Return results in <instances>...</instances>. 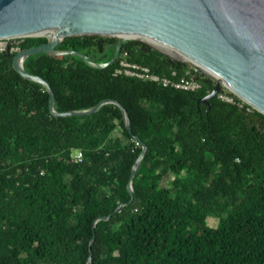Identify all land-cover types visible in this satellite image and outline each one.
Returning <instances> with one entry per match:
<instances>
[{"label":"trees","instance_id":"trees-1","mask_svg":"<svg viewBox=\"0 0 264 264\" xmlns=\"http://www.w3.org/2000/svg\"><path fill=\"white\" fill-rule=\"evenodd\" d=\"M47 43L25 38L13 47ZM117 43L85 35L57 52L105 63ZM125 52L173 81L195 75L201 89L116 76L121 59L106 69L75 55L26 59L25 70L53 88L56 112L118 101L130 132L114 104L55 117L46 88L16 72L14 53L0 54V264H264V114L226 90L233 103L219 94L204 106L213 79L140 41H126ZM137 138L148 151L132 180L135 200L115 214L132 199Z\"/></svg>","mask_w":264,"mask_h":264},{"label":"water","instance_id":"water-1","mask_svg":"<svg viewBox=\"0 0 264 264\" xmlns=\"http://www.w3.org/2000/svg\"><path fill=\"white\" fill-rule=\"evenodd\" d=\"M85 35L117 39L113 58L96 63L81 53L57 52L67 39ZM42 37L47 44L17 51L12 64L21 77L46 88L55 117L90 116L114 104L131 132L127 110L118 101H102L87 111L56 112L53 88L44 78L28 73L24 63L33 55L64 54L81 57L94 69H106L119 60L125 42L132 40L173 61L189 63L213 79L215 90L200 100L204 106L227 87L264 114V0H0V40ZM136 140L143 151L128 186L132 199L115 214L135 200L132 180L148 151L142 140Z\"/></svg>","mask_w":264,"mask_h":264},{"label":"built area","instance_id":"built-area-1","mask_svg":"<svg viewBox=\"0 0 264 264\" xmlns=\"http://www.w3.org/2000/svg\"><path fill=\"white\" fill-rule=\"evenodd\" d=\"M19 39H22V38H14L11 40L1 39L0 40V54L8 53V52H10L11 54L13 53L15 54L17 51H19L20 50L19 48L13 47L16 44H18ZM119 59L121 60H120L119 67L115 71L116 76H126L129 78L141 80L143 82L155 83L164 88H173L175 90H179L183 92H198L201 89V85L195 75H190L178 81H173V80H170L169 78L161 77V76L154 74L147 67L141 66L139 64L131 63L129 61V56L127 52L121 53V56ZM194 69L196 70V68ZM225 88L228 89L227 87ZM219 97L220 99L226 102H229V103L234 102V99L226 96L225 94H220ZM83 158H84L83 153L81 151H78L73 156V161L77 164L82 163Z\"/></svg>","mask_w":264,"mask_h":264},{"label":"rangeland","instance_id":"rangeland-1","mask_svg":"<svg viewBox=\"0 0 264 264\" xmlns=\"http://www.w3.org/2000/svg\"><path fill=\"white\" fill-rule=\"evenodd\" d=\"M193 68H195L194 66H192ZM226 91H229V92H231L230 90H228V89H226V88H224ZM232 93V92H231ZM208 225L210 226V227H216L217 226V220L216 219H210L209 221H208Z\"/></svg>","mask_w":264,"mask_h":264},{"label":"bare ground","instance_id":"bare-ground-1","mask_svg":"<svg viewBox=\"0 0 264 264\" xmlns=\"http://www.w3.org/2000/svg\"><path fill=\"white\" fill-rule=\"evenodd\" d=\"M45 35H49L50 37L53 36V34H45ZM229 90H230V89H229ZM230 91H232V90H230ZM232 92H233V91H232Z\"/></svg>","mask_w":264,"mask_h":264}]
</instances>
